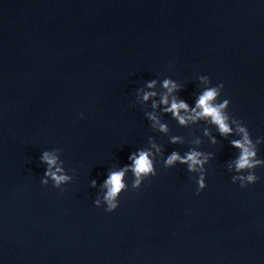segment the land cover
<instances>
[{
	"label": "water",
	"instance_id": "water-1",
	"mask_svg": "<svg viewBox=\"0 0 264 264\" xmlns=\"http://www.w3.org/2000/svg\"><path fill=\"white\" fill-rule=\"evenodd\" d=\"M199 75L264 137V0H0V264H264V166L241 188L227 169L239 137L211 126L212 144L203 121L161 114L165 135L144 114L151 101L135 103L145 81L171 77L194 105ZM150 136L165 158L201 137L207 187L197 195V174L157 158L139 190L127 175L115 211L94 206L108 169ZM52 148L76 168L62 193L41 183Z\"/></svg>",
	"mask_w": 264,
	"mask_h": 264
},
{
	"label": "clouds",
	"instance_id": "clouds-1",
	"mask_svg": "<svg viewBox=\"0 0 264 264\" xmlns=\"http://www.w3.org/2000/svg\"><path fill=\"white\" fill-rule=\"evenodd\" d=\"M197 79L203 87L195 96L194 105L180 98L177 93L182 86L171 77H165L159 81L155 78L145 81L143 87L136 89L135 103L148 106V102L151 101V111H146L144 114L150 122L151 129L165 135L169 134L170 128L166 122H162L161 114H170L182 127L203 121L209 126L203 128V134L212 144L217 143V137L212 134L211 126L216 128L220 137H239L230 140L231 146L238 149L236 157L227 162L228 171L234 173L231 180L233 183L238 181L241 188L256 183L260 177L256 175L255 169L264 166V159L258 157V145L264 142V137L253 139L242 120L228 111L230 99L219 100L224 88L222 82L213 85L208 75H199ZM79 116L83 118L84 113H79ZM169 143L184 144L185 139L180 135H170ZM188 143L193 147L183 154L173 150L165 158L163 146L150 136L148 146L138 148L128 156L129 163L108 169L106 178L99 183V192L93 201L94 206L103 207L109 213L115 211L120 205L121 193L129 188L127 175L131 173L133 177L131 188L139 190L150 177L157 175V158H162L165 169L182 164L187 166L188 172L197 174L196 194L199 195L207 187L205 165L214 157V153L199 150V145L202 143L201 137L197 136ZM61 152L60 148L44 150L40 161L46 165L41 183L47 186L51 181L53 187L59 188L62 193L66 190L63 186L72 183L76 178V168H65V162L60 158ZM69 172L72 174L70 175ZM97 185L96 179L90 181L91 187L96 188Z\"/></svg>",
	"mask_w": 264,
	"mask_h": 264
}]
</instances>
